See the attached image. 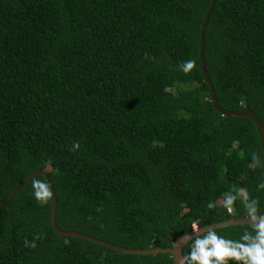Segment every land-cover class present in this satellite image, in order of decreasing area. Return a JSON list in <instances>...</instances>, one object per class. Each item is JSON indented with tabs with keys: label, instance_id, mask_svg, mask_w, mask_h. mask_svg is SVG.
<instances>
[{
	"label": "trees",
	"instance_id": "obj_1",
	"mask_svg": "<svg viewBox=\"0 0 264 264\" xmlns=\"http://www.w3.org/2000/svg\"><path fill=\"white\" fill-rule=\"evenodd\" d=\"M212 1L0 0V200L45 172L59 230L128 249L264 219L255 124L212 107L200 68ZM204 64L218 105L264 131V0H216ZM50 215L40 175L0 204V264H174L61 237ZM258 230L214 232L242 250Z\"/></svg>",
	"mask_w": 264,
	"mask_h": 264
},
{
	"label": "water",
	"instance_id": "obj_2",
	"mask_svg": "<svg viewBox=\"0 0 264 264\" xmlns=\"http://www.w3.org/2000/svg\"><path fill=\"white\" fill-rule=\"evenodd\" d=\"M215 3H216V0H213L211 6L209 7L208 12L205 16V19H204V22H203L202 28H201V33H200V68H201V71L204 75V80L208 86V90H209V94H210V102H211L212 107L223 117H243V116L250 117L252 119V121L254 122L255 127L257 129L261 150H262V153L264 156V131H263V127L261 126L260 121L258 120L256 115L254 114V112L252 110H249L246 108H243L242 110H239L236 112H230V111H226L222 107H220L218 105L217 98L215 96L213 87L211 85L210 78L206 72V68H205V64H204V31H205V28L207 26L211 11H212ZM36 175L42 176L47 183L48 191H49L50 196H51L50 222H51L52 229L54 230V232L57 235L64 237V238H66V237H79V238H82V239L87 240L89 242H92V243L113 249L115 251H119L123 254H132V255H156L158 253L159 254L160 253L169 254V256L173 260L174 264H181V260L183 257L182 251H183L184 246L191 240V238L189 236V234H191V233H196V234L201 235V234H204V233L209 232V231H214V230L229 227V226L246 225V224L247 225H262V226H264V219H257L254 217L228 219V220L221 221L218 223L209 224V225H206V226L201 227V228H197L188 234L181 235L175 239L172 247H170V248H160V247L147 248V249L123 248V247H119V246L101 241L99 239H96V238H93V237H90V236H87L85 234H81L78 232L59 230V228L57 227V224H56V196H55V193L53 191L52 184L49 181V178L45 174V172L36 171V172L32 173L31 175L27 176L26 178L22 179L21 181H19L14 186V188L12 189L11 194L8 197L0 200V204L6 203L11 198H13V196L16 194L18 189L24 183H26L27 181H29L31 178H33Z\"/></svg>",
	"mask_w": 264,
	"mask_h": 264
},
{
	"label": "clouds",
	"instance_id": "obj_3",
	"mask_svg": "<svg viewBox=\"0 0 264 264\" xmlns=\"http://www.w3.org/2000/svg\"><path fill=\"white\" fill-rule=\"evenodd\" d=\"M193 63L187 61L183 68L185 71L191 69ZM74 147L78 148L76 144ZM191 245L186 255L182 257L181 264H229L236 261L237 264H264V226L258 230L255 242L251 247L247 243L241 250L240 242L225 240L209 231L203 235L191 233ZM242 241L250 239L245 236Z\"/></svg>",
	"mask_w": 264,
	"mask_h": 264
}]
</instances>
